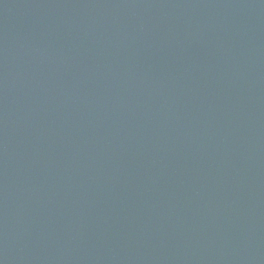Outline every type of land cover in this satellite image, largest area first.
Returning <instances> with one entry per match:
<instances>
[{
  "label": "water",
  "instance_id": "95a60500",
  "mask_svg": "<svg viewBox=\"0 0 264 264\" xmlns=\"http://www.w3.org/2000/svg\"><path fill=\"white\" fill-rule=\"evenodd\" d=\"M0 264H264V0H0Z\"/></svg>",
  "mask_w": 264,
  "mask_h": 264
}]
</instances>
